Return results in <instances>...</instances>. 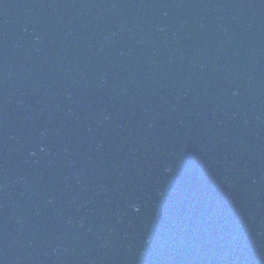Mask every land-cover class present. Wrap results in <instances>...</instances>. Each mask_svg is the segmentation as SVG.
<instances>
[{"label": "water", "instance_id": "95a60500", "mask_svg": "<svg viewBox=\"0 0 264 264\" xmlns=\"http://www.w3.org/2000/svg\"><path fill=\"white\" fill-rule=\"evenodd\" d=\"M0 264H264V0H0Z\"/></svg>", "mask_w": 264, "mask_h": 264}]
</instances>
